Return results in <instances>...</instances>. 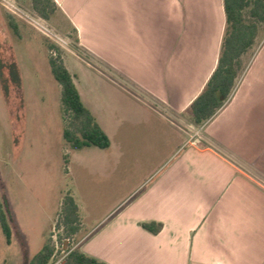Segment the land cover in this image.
Masks as SVG:
<instances>
[{
  "label": "crops",
  "instance_id": "0c3cea01",
  "mask_svg": "<svg viewBox=\"0 0 264 264\" xmlns=\"http://www.w3.org/2000/svg\"><path fill=\"white\" fill-rule=\"evenodd\" d=\"M54 2L63 34L72 30L79 46L192 124L190 104L218 62L223 0ZM62 60L109 147L124 127L152 137L142 183L116 211L82 224L80 251L106 264H264V186L198 136L264 175V136L245 132L254 111L264 122V61L192 132L76 52ZM151 221L162 223L156 234L141 226Z\"/></svg>",
  "mask_w": 264,
  "mask_h": 264
},
{
  "label": "rangeland",
  "instance_id": "374dc122",
  "mask_svg": "<svg viewBox=\"0 0 264 264\" xmlns=\"http://www.w3.org/2000/svg\"><path fill=\"white\" fill-rule=\"evenodd\" d=\"M16 1L36 14L31 0ZM51 16L45 21L63 34ZM63 35L75 41L72 30ZM68 51L74 50L0 0V199L6 203L11 231L7 242L0 226V264H24L47 242L55 249L51 264H67V251L79 248L82 233L69 237L57 226L64 197H74L82 229L128 201L146 175L152 137L143 131L130 135L124 127L107 149H72L65 142L69 120L63 116L61 86L48 60ZM263 61L264 24L242 58L235 90ZM232 126L237 129L238 124ZM246 127L247 136H258L257 130L264 136V122L258 123L255 111Z\"/></svg>",
  "mask_w": 264,
  "mask_h": 264
},
{
  "label": "trees",
  "instance_id": "16d2710c",
  "mask_svg": "<svg viewBox=\"0 0 264 264\" xmlns=\"http://www.w3.org/2000/svg\"><path fill=\"white\" fill-rule=\"evenodd\" d=\"M31 2L37 16L46 21L57 10L54 0H31ZM223 6L225 29L217 65L202 91L190 104L191 123L196 128L210 119L231 95L242 69V58L253 47L259 35L260 26L264 24V0H223ZM10 24L14 32L18 34L16 24L13 22ZM73 42L77 44L76 40ZM48 61L54 79L61 86L63 116L69 120L63 129L65 142L72 149L91 146L108 148L109 137L99 126L92 112L83 104L72 75L65 67L62 58L50 57ZM7 211L6 203L0 199V226L9 242L11 231ZM57 226L63 227L69 237L81 230L79 207L70 194L63 199ZM141 226L156 234L161 230L162 223L143 222ZM54 252V246L47 242L24 264H51ZM64 263L106 264L93 256L86 255L79 248H70Z\"/></svg>",
  "mask_w": 264,
  "mask_h": 264
},
{
  "label": "water",
  "instance_id": "95a60500",
  "mask_svg": "<svg viewBox=\"0 0 264 264\" xmlns=\"http://www.w3.org/2000/svg\"><path fill=\"white\" fill-rule=\"evenodd\" d=\"M6 4H8L11 8H13L15 11L26 17L28 20L33 22L35 25H37L40 29H42L47 34L51 35L55 39L59 40L63 44L69 46L71 49H73L75 52H77L80 56L85 58L88 62L96 66L98 69H100L102 72L110 76L112 79L156 107L158 110L166 114L169 118H171L174 122L181 125L182 127L195 132L196 128L184 120L181 116L174 113L172 110L158 102L156 99L151 97L149 94L138 88L136 85H134L132 82L121 76L119 73H117L115 70L110 68L108 65L103 63L102 61L98 60L95 56L87 52L85 49H83L78 44L74 43L72 40H70L68 37L64 36L57 30H55L53 27H51L45 20L38 17L36 14L32 13L28 9L24 8L22 5H20L16 0H2ZM199 139L214 148L216 151L221 153L223 156L228 158L231 162L239 166L242 170L256 178L259 182L264 184V175L255 170L253 167L242 161L240 158L211 140L209 137H207L203 133H198Z\"/></svg>",
  "mask_w": 264,
  "mask_h": 264
}]
</instances>
